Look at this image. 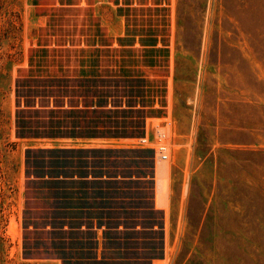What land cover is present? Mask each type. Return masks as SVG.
<instances>
[{
	"label": "rangeland",
	"instance_id": "obj_1",
	"mask_svg": "<svg viewBox=\"0 0 264 264\" xmlns=\"http://www.w3.org/2000/svg\"><path fill=\"white\" fill-rule=\"evenodd\" d=\"M95 78L119 102L90 118L109 138L34 134L78 120L48 114L81 100L52 86ZM50 148L116 151L132 177L114 213L153 224L97 229L98 260L264 264V0H0V264H62L51 227L24 219L25 156Z\"/></svg>",
	"mask_w": 264,
	"mask_h": 264
},
{
	"label": "trees",
	"instance_id": "obj_2",
	"mask_svg": "<svg viewBox=\"0 0 264 264\" xmlns=\"http://www.w3.org/2000/svg\"><path fill=\"white\" fill-rule=\"evenodd\" d=\"M56 84L48 93L66 97L76 95L81 100L74 102L69 98L68 108L62 109L65 100L54 99L53 109H49L48 114L52 117L74 114L78 116V120L73 124L75 126L69 129L68 121L58 122L52 118L48 121L50 129L36 131L34 134L69 137L72 135L87 139L109 138L113 134L111 129L98 126L97 119L90 120L92 116L116 112L106 110L110 104L114 108L118 107L119 102L109 100L115 96L113 92L103 91L97 78L94 81L84 79L79 82L77 89L73 90L69 89L68 81ZM28 103L30 101H26V104ZM34 103L33 101L32 104ZM80 104L81 108L77 109ZM115 152L68 148L27 151V176L33 178L27 183L26 197L29 202L27 201V210L24 212L25 224L27 227L31 224L34 228H46L48 225L51 227V235L57 237L56 241L50 244V254L61 259L62 264H82L81 258L86 259L87 264H110L104 255L98 260L97 229L103 228L104 239L109 241L112 234H119L121 226L125 230H135L139 225L142 228L148 225L153 227V224L138 222L135 217L128 218L125 217L126 214L114 213L117 207L123 213L125 209L114 197L112 190L120 181L124 183L123 180L132 177L113 166L110 156ZM73 154L77 156L71 166L67 159ZM86 154L93 155L91 161H86ZM118 178L121 180H117ZM68 185L72 191L68 190ZM30 200L40 205L41 209L32 213ZM65 227L67 230H64ZM146 255L150 258L154 253Z\"/></svg>",
	"mask_w": 264,
	"mask_h": 264
},
{
	"label": "built area",
	"instance_id": "obj_3",
	"mask_svg": "<svg viewBox=\"0 0 264 264\" xmlns=\"http://www.w3.org/2000/svg\"><path fill=\"white\" fill-rule=\"evenodd\" d=\"M157 150H158L159 158L161 159L160 161L168 160L167 156L164 154V151L166 150L165 147L160 146Z\"/></svg>",
	"mask_w": 264,
	"mask_h": 264
},
{
	"label": "bare ground",
	"instance_id": "obj_4",
	"mask_svg": "<svg viewBox=\"0 0 264 264\" xmlns=\"http://www.w3.org/2000/svg\"><path fill=\"white\" fill-rule=\"evenodd\" d=\"M162 187H163L162 183L159 182V188H160L161 191L163 190Z\"/></svg>",
	"mask_w": 264,
	"mask_h": 264
}]
</instances>
